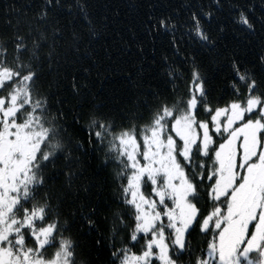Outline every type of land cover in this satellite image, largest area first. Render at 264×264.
Wrapping results in <instances>:
<instances>
[{
	"label": "snow or ice",
	"instance_id": "6c2138e0",
	"mask_svg": "<svg viewBox=\"0 0 264 264\" xmlns=\"http://www.w3.org/2000/svg\"><path fill=\"white\" fill-rule=\"evenodd\" d=\"M45 3L50 8L59 0ZM46 16L45 10L38 18ZM192 20L195 36L212 43L195 14ZM235 22L255 30L243 11ZM158 28L175 25L162 18ZM13 40L11 52L0 41V264H78L77 245L44 190L58 153H68L37 85L34 62L45 37L33 38L31 47L18 32ZM233 71L234 98L224 106L209 104L206 81L194 68L187 92L159 103L143 125L116 131L90 118L76 149L86 154L87 146L99 145L126 181L127 213L113 221V264H185V256L187 264H264V94L252 73L235 62ZM63 158L71 186L74 162L70 153ZM197 229L208 238L206 249L190 245ZM121 231L127 240L117 246Z\"/></svg>",
	"mask_w": 264,
	"mask_h": 264
},
{
	"label": "trees",
	"instance_id": "16d2710c",
	"mask_svg": "<svg viewBox=\"0 0 264 264\" xmlns=\"http://www.w3.org/2000/svg\"><path fill=\"white\" fill-rule=\"evenodd\" d=\"M45 10L47 16L38 18ZM241 11L254 31L235 22ZM193 14L212 43L195 36ZM162 18L175 28L159 29ZM17 32L29 47L33 38L45 37L34 62L38 90L64 130L75 175L69 186L63 158L68 153H58L44 190L65 223V235L77 245L78 264H113V221L128 209L119 165L99 145L87 146L86 154L76 149L91 117L111 122L116 131L143 125L159 103L187 92L194 68L206 81L209 104L224 106L234 98V62L254 75L264 94V0H59L50 8L45 0H0V41L9 52ZM206 116L201 110L199 118ZM200 207L207 212L208 203L201 200ZM207 239L197 229L190 245L206 249ZM126 240L121 231L115 243Z\"/></svg>",
	"mask_w": 264,
	"mask_h": 264
},
{
	"label": "rangeland",
	"instance_id": "374dc122",
	"mask_svg": "<svg viewBox=\"0 0 264 264\" xmlns=\"http://www.w3.org/2000/svg\"><path fill=\"white\" fill-rule=\"evenodd\" d=\"M217 138H219V139H220V137H217Z\"/></svg>",
	"mask_w": 264,
	"mask_h": 264
}]
</instances>
